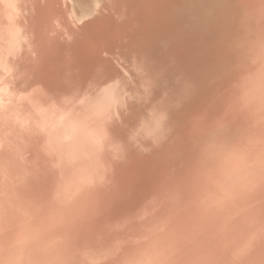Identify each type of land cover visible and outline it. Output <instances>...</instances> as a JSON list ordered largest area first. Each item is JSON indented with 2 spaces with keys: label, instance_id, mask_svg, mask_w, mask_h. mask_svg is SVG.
Returning <instances> with one entry per match:
<instances>
[{
  "label": "bare ground",
  "instance_id": "6f19581e",
  "mask_svg": "<svg viewBox=\"0 0 264 264\" xmlns=\"http://www.w3.org/2000/svg\"><path fill=\"white\" fill-rule=\"evenodd\" d=\"M88 11L0 0V260L26 264L47 232L66 238L67 264H129L180 225L219 234L225 264H264V190L225 185L215 215L177 212L190 199L189 130L240 126V53L264 33V0Z\"/></svg>",
  "mask_w": 264,
  "mask_h": 264
},
{
  "label": "clouds",
  "instance_id": "9594fccd",
  "mask_svg": "<svg viewBox=\"0 0 264 264\" xmlns=\"http://www.w3.org/2000/svg\"><path fill=\"white\" fill-rule=\"evenodd\" d=\"M240 56L243 72L238 74L240 85L233 94L240 126L228 137L216 134L210 126L189 130L190 160L184 179L190 199L178 213L215 215L225 185L235 191L249 186L264 190V33L252 36ZM185 232L176 225L154 233L129 264H225L219 234L197 239ZM65 243L64 236L41 232L26 264H67L61 258ZM20 259L9 254L0 264H20Z\"/></svg>",
  "mask_w": 264,
  "mask_h": 264
},
{
  "label": "rangeland",
  "instance_id": "374dc122",
  "mask_svg": "<svg viewBox=\"0 0 264 264\" xmlns=\"http://www.w3.org/2000/svg\"><path fill=\"white\" fill-rule=\"evenodd\" d=\"M98 1H101V0H80L78 3H77V0H75V7L76 9H79L80 11H82V15L84 18V16L89 15L88 7L91 4V2L94 4Z\"/></svg>",
  "mask_w": 264,
  "mask_h": 264
}]
</instances>
